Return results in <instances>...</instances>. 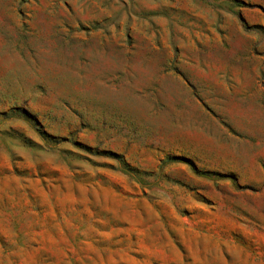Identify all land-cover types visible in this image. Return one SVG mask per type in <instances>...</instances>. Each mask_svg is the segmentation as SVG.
Segmentation results:
<instances>
[{
	"label": "rangeland",
	"instance_id": "374dc122",
	"mask_svg": "<svg viewBox=\"0 0 264 264\" xmlns=\"http://www.w3.org/2000/svg\"><path fill=\"white\" fill-rule=\"evenodd\" d=\"M0 264H264V0H0Z\"/></svg>",
	"mask_w": 264,
	"mask_h": 264
}]
</instances>
